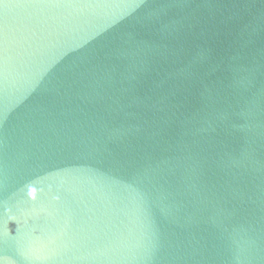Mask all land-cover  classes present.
Masks as SVG:
<instances>
[{
	"label": "water",
	"instance_id": "95a60500",
	"mask_svg": "<svg viewBox=\"0 0 264 264\" xmlns=\"http://www.w3.org/2000/svg\"><path fill=\"white\" fill-rule=\"evenodd\" d=\"M0 264H264V0H0Z\"/></svg>",
	"mask_w": 264,
	"mask_h": 264
}]
</instances>
